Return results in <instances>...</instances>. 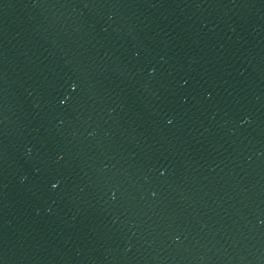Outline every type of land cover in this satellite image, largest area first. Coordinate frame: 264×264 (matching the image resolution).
I'll use <instances>...</instances> for the list:
<instances>
[{
	"label": "water",
	"instance_id": "obj_1",
	"mask_svg": "<svg viewBox=\"0 0 264 264\" xmlns=\"http://www.w3.org/2000/svg\"><path fill=\"white\" fill-rule=\"evenodd\" d=\"M0 264H264V0H0Z\"/></svg>",
	"mask_w": 264,
	"mask_h": 264
}]
</instances>
